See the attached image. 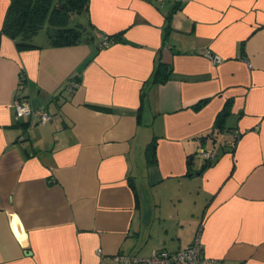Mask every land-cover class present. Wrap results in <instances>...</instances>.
Returning a JSON list of instances; mask_svg holds the SVG:
<instances>
[{"label": "crops", "instance_id": "0c3cea01", "mask_svg": "<svg viewBox=\"0 0 264 264\" xmlns=\"http://www.w3.org/2000/svg\"><path fill=\"white\" fill-rule=\"evenodd\" d=\"M88 21L90 43L1 38L0 264H122L197 232L264 264V0H90ZM20 97L52 119H16Z\"/></svg>", "mask_w": 264, "mask_h": 264}, {"label": "trees", "instance_id": "16d2710c", "mask_svg": "<svg viewBox=\"0 0 264 264\" xmlns=\"http://www.w3.org/2000/svg\"><path fill=\"white\" fill-rule=\"evenodd\" d=\"M90 0H8L5 16L0 27L2 36L11 38L18 49L42 47L33 41L38 31L46 26L47 44L52 47L71 46L90 43L98 33L88 21ZM84 15L87 21H74L75 16ZM108 41L115 36H108ZM102 41L98 47H101ZM170 68L158 61L151 82L162 83L169 78ZM221 112L216 120L217 128L224 127V116ZM155 153V142L152 140L146 148V156L152 161ZM191 162V158H188Z\"/></svg>", "mask_w": 264, "mask_h": 264}, {"label": "built area", "instance_id": "2783aa9c", "mask_svg": "<svg viewBox=\"0 0 264 264\" xmlns=\"http://www.w3.org/2000/svg\"><path fill=\"white\" fill-rule=\"evenodd\" d=\"M108 38L103 39L102 44H108ZM213 63H218L222 57L217 54H212L209 51L203 52ZM24 76H20V83L22 84ZM68 87L75 88L78 85L76 80H68ZM37 117L40 123L47 122L52 119L51 113L40 105L34 108L32 103L26 98H18L15 101V118H32ZM204 157H209L210 154L205 151L202 152ZM115 260L122 264H225L221 259L210 257L203 251L202 242L200 240V233L197 232L194 240L185 247L177 250H170L167 248L153 249L149 256L139 257L136 255L118 254Z\"/></svg>", "mask_w": 264, "mask_h": 264}, {"label": "rangeland", "instance_id": "374dc122", "mask_svg": "<svg viewBox=\"0 0 264 264\" xmlns=\"http://www.w3.org/2000/svg\"><path fill=\"white\" fill-rule=\"evenodd\" d=\"M84 18V15H79L77 14L73 20L74 21H80V22H84L83 19ZM46 26H43L39 31L38 33L33 37V41L38 43V42H42L44 40H46ZM221 142H223L221 140ZM211 147V146H210Z\"/></svg>", "mask_w": 264, "mask_h": 264}, {"label": "water", "instance_id": "95a60500", "mask_svg": "<svg viewBox=\"0 0 264 264\" xmlns=\"http://www.w3.org/2000/svg\"><path fill=\"white\" fill-rule=\"evenodd\" d=\"M149 214H150L149 208L146 206L143 215H144V217H148Z\"/></svg>", "mask_w": 264, "mask_h": 264}]
</instances>
